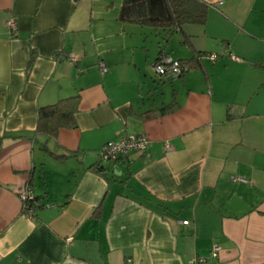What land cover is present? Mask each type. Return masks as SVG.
Listing matches in <instances>:
<instances>
[{
	"label": "crops",
	"instance_id": "0c3cea01",
	"mask_svg": "<svg viewBox=\"0 0 264 264\" xmlns=\"http://www.w3.org/2000/svg\"><path fill=\"white\" fill-rule=\"evenodd\" d=\"M122 1L0 0V264H264V0H201L176 78L152 65L190 58L181 33L121 21ZM73 95V124L39 132ZM130 134L147 148L100 162ZM26 186L54 207L23 212Z\"/></svg>",
	"mask_w": 264,
	"mask_h": 264
},
{
	"label": "trees",
	"instance_id": "16d2710c",
	"mask_svg": "<svg viewBox=\"0 0 264 264\" xmlns=\"http://www.w3.org/2000/svg\"><path fill=\"white\" fill-rule=\"evenodd\" d=\"M207 9L206 3L201 0H123L119 19L123 22L150 27L165 35L176 30L179 31L183 43L192 52L190 58L178 60L181 68L179 76H181L185 69L192 65L191 62L199 60V57L202 56L200 52L193 49L189 36L183 31V26L205 23ZM77 101L78 96L73 95L40 107L37 130L55 135L60 127L71 126ZM35 197L42 202L40 198ZM22 211H26V207H22Z\"/></svg>",
	"mask_w": 264,
	"mask_h": 264
},
{
	"label": "built area",
	"instance_id": "2783aa9c",
	"mask_svg": "<svg viewBox=\"0 0 264 264\" xmlns=\"http://www.w3.org/2000/svg\"><path fill=\"white\" fill-rule=\"evenodd\" d=\"M8 26L10 27L11 35L16 34V26L14 20L8 21ZM209 59L214 60L217 57V54H208ZM70 59L75 60V58L70 57ZM154 72L160 77H171L176 78L179 76L181 68L178 60L172 59L166 54H160L159 58L153 63ZM99 69L101 73H105L107 70L106 65L103 62L99 63ZM149 144V138L146 134H130L124 138L117 141H108L106 142L98 151V157L100 162H114L118 158L126 156L129 152L133 150L144 151ZM165 149H171L169 144L165 145ZM240 181L247 183L245 179L239 178ZM19 199L21 201L22 207H26V212L28 215L32 216L38 208H48L54 207V204L51 202L42 203L38 200L33 191L26 186L22 188L19 192ZM219 246L214 245L211 251V258L217 256ZM206 262V259L197 258L190 261L188 264H203Z\"/></svg>",
	"mask_w": 264,
	"mask_h": 264
},
{
	"label": "rangeland",
	"instance_id": "374dc122",
	"mask_svg": "<svg viewBox=\"0 0 264 264\" xmlns=\"http://www.w3.org/2000/svg\"><path fill=\"white\" fill-rule=\"evenodd\" d=\"M138 28H142V27H138ZM144 28V30H147L148 32H150L151 31V28H149V27H143ZM174 38H175V41H177V40H179L180 39V35L177 33V32H175L173 35H172ZM220 53V52H219Z\"/></svg>",
	"mask_w": 264,
	"mask_h": 264
}]
</instances>
